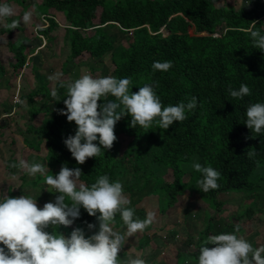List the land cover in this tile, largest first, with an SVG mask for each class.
Returning a JSON list of instances; mask_svg holds the SVG:
<instances>
[{"label": "trees", "instance_id": "obj_1", "mask_svg": "<svg viewBox=\"0 0 264 264\" xmlns=\"http://www.w3.org/2000/svg\"><path fill=\"white\" fill-rule=\"evenodd\" d=\"M12 1L24 2L0 0V4L10 5ZM35 6L48 21L40 34L49 40L60 27L55 17L49 16L50 9L64 13L69 32L68 60L84 54L103 58L111 53L114 77L130 78V91L151 85L165 107L197 97V107L186 112L187 119L174 122L167 130L160 129L157 121L148 129L132 128L131 117L124 116L116 123L117 140L113 147L102 149L100 156L78 165L63 143L68 136L75 135L77 126L58 111L65 109L63 99L67 93L61 84L67 82L58 80L53 88L44 83L22 97L28 99L33 117L28 131L40 133L46 142L50 169L46 175L58 174L65 164L69 168L79 167L83 173L80 180L88 186L100 175H107L110 182L122 183L124 195L130 201L128 207L140 219L146 218L143 202L148 198L162 197L160 211L168 215L179 196L188 190L210 198L218 213L224 205L219 194L242 193L251 203L236 214L237 219H251L258 211H264V204H259L264 199V132L257 135L244 123L247 107L264 103V52L254 48L250 35L241 31L257 21L256 29L264 34V0H248L239 8L228 0H38ZM191 28L197 34L191 33ZM110 29L118 31L111 33ZM5 31L10 36L13 29ZM120 37L124 42L117 48L116 40L120 43ZM27 42L28 39L9 42L17 70L29 60ZM156 61H171L173 66L167 71L154 70L152 64ZM241 84H246L251 94L243 99L232 98L229 86L238 90ZM53 91L60 101L52 97ZM38 94H42L47 106L42 119L34 123L41 113L34 104ZM107 99L115 100L111 95ZM94 143L99 144L98 140ZM249 151L256 154L249 158ZM193 162L212 166L221 173L218 189L203 193L196 188L202 175L193 169ZM12 164L10 160L11 170ZM169 172L172 179L167 178ZM41 181L44 177L39 174L32 183ZM206 220L196 247L177 252L178 264H198L201 242L208 236L237 235L243 230L240 224L221 215L210 214ZM85 222L97 223L81 208V216L73 225L60 226L57 231L70 236L74 228L81 227L86 236L91 235ZM112 227L126 228L119 214ZM47 231L51 233L53 229L49 227ZM144 233L133 245L143 259L139 253L151 240ZM252 246L256 248L255 243Z\"/></svg>", "mask_w": 264, "mask_h": 264}, {"label": "clouds", "instance_id": "obj_2", "mask_svg": "<svg viewBox=\"0 0 264 264\" xmlns=\"http://www.w3.org/2000/svg\"><path fill=\"white\" fill-rule=\"evenodd\" d=\"M15 14L13 6L0 4V21ZM22 19L28 23L31 14L26 12ZM18 23L12 21L7 27L14 29ZM256 24L257 21H252L241 31L250 35L254 48L264 52V34L256 29ZM172 66L171 61L152 64V68L159 71H167ZM130 85V78H94L90 74L61 84L66 87L67 94L63 99L65 109L58 110L59 114L77 126L75 135L68 136L63 143L78 165L100 156L102 149L113 147L117 140L116 123L124 116L131 117L129 126L132 128L148 129L157 121L160 129L167 130L174 122L187 119L186 112L197 107L194 96L187 103L165 107L153 86L145 85L132 92ZM228 92L235 99L251 94L246 84H241L238 90L229 86ZM109 95L115 100H108ZM52 97L60 101L56 91L52 92ZM244 123L257 135L264 132V103L249 105ZM97 140L99 144L94 143ZM255 154V151L247 152L249 158ZM11 167L19 168L29 176L40 174L48 186L46 190L58 195L54 202H47L42 208L37 206L36 199L27 195H5L0 199V245H3L0 247V264H120L118 257L125 244V235L129 238L143 232L154 221L152 211L144 219L135 217L134 209L128 207L130 201L124 195L122 183L110 182L107 175H100L88 186L80 180L83 173L79 167L69 168L65 164L55 175H46L47 165L24 159ZM192 167L202 175L196 187L201 192L219 188V171L198 162H193ZM81 208L96 218L97 223L85 222L91 235L86 236L81 227L74 228L70 236L57 231L60 226L73 225L81 216ZM117 214L126 226V234L112 227ZM49 227L53 229L51 233L47 231ZM125 264H146V261L139 257L128 258ZM198 264H264V246L253 248L251 243L233 233L210 235L199 248Z\"/></svg>", "mask_w": 264, "mask_h": 264}, {"label": "rangeland", "instance_id": "obj_3", "mask_svg": "<svg viewBox=\"0 0 264 264\" xmlns=\"http://www.w3.org/2000/svg\"><path fill=\"white\" fill-rule=\"evenodd\" d=\"M236 7L245 6L248 0H228ZM38 0H24L23 4L12 1L11 6L15 9V15L0 21V199L5 195L19 197L21 195L31 196L37 200V206L42 208L47 202H54L55 193L46 189L48 186L44 181L33 184L36 176H29L19 168L10 169L8 162L18 163L24 159L32 162L30 152L27 146V136L30 131L27 127L33 124V117L30 114V104L27 98L29 92L36 91L44 83H48L53 88L58 80L71 82L82 75L90 74L99 77L113 76L114 65L111 60V53L103 58H94L89 54L77 59H69L70 52L69 32L66 30L68 22L61 11L50 9V14L59 22V28L51 33L52 39L40 34V29L47 25L35 4ZM28 12L31 19L25 23L23 15ZM12 21H18V26L11 32H6L8 24ZM111 33L117 32V29H110ZM68 32V33H67ZM190 32L197 34L194 28ZM28 39L26 52L28 61L26 68L17 70L13 64L15 61L13 52L10 49L9 42ZM124 38L120 37V43L117 42V48H120ZM23 72V73H22ZM19 96L21 101L16 102L15 96ZM35 106L41 113L34 119V123L42 119L45 112V104L42 94L35 95ZM51 105V104H50ZM52 111L54 107L51 105ZM2 128H4L2 130ZM34 143L38 154L37 162L47 165V146L43 136L35 132ZM31 145V144H30ZM31 149L34 150V148ZM11 150V151H10ZM45 154V155H44ZM49 169V167H48ZM50 169L46 172L48 173ZM51 175H54L53 172ZM168 179L173 178L171 172L167 175ZM54 191V190H52ZM127 197V195H125ZM224 205L222 210H218L212 200L200 196L195 191H186L179 196L178 202L172 207L169 214H161L162 205L159 196L157 198H148L143 202L147 213H155L154 221L143 232H137L131 237L125 235V244L120 252L119 262L125 264L128 258L132 256L139 257L136 249L133 247L136 238H142L144 232L151 236L150 243L139 253L143 255L146 264H178L177 252L188 251L196 247L199 241L201 231L206 225L207 215L214 214L223 216L228 221L237 222L243 227L237 236L243 237L249 243H255V247L264 246V211H258L253 218L237 219L236 214L244 210L251 200L244 197L242 193H222L219 194ZM263 206L264 199L259 200ZM150 227V228H149ZM115 231L126 234V228L120 227ZM205 240L201 245L205 244ZM211 246V245H208ZM140 258V257H139ZM143 259V258H142ZM191 264V262H190Z\"/></svg>", "mask_w": 264, "mask_h": 264}, {"label": "crops", "instance_id": "obj_4", "mask_svg": "<svg viewBox=\"0 0 264 264\" xmlns=\"http://www.w3.org/2000/svg\"><path fill=\"white\" fill-rule=\"evenodd\" d=\"M4 128H2V130H3ZM27 129H28V127H27ZM34 134H35V132H32V131H30V133L27 135L28 137L29 136H31L32 135V137H31V140H29L28 139V146H27V148H28V151L27 152H30V157H32V162L31 163H36L37 162V158H38V154H37V152H36V146H35V144H33L34 143ZM1 143V142H0ZM31 144V145H30ZM31 146H33L32 148H34V150H32L31 149ZM11 151V150H10ZM47 154V153H46ZM45 155V154H44ZM46 158H47V156H46ZM0 163H1V159H0ZM6 164H8V160H7V163ZM49 170V169H48ZM49 173V172H48Z\"/></svg>", "mask_w": 264, "mask_h": 264}, {"label": "built area", "instance_id": "obj_5", "mask_svg": "<svg viewBox=\"0 0 264 264\" xmlns=\"http://www.w3.org/2000/svg\"><path fill=\"white\" fill-rule=\"evenodd\" d=\"M26 66H27V65H25L24 68H26ZM22 73H23V72H22ZM15 99H16V102H18V101L20 100L18 94H17V96H15Z\"/></svg>", "mask_w": 264, "mask_h": 264}]
</instances>
